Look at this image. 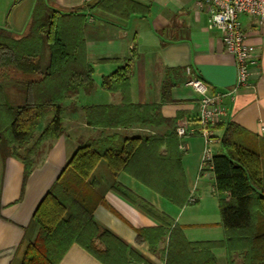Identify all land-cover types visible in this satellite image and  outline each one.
Returning a JSON list of instances; mask_svg holds the SVG:
<instances>
[{
    "label": "trees",
    "instance_id": "1",
    "mask_svg": "<svg viewBox=\"0 0 264 264\" xmlns=\"http://www.w3.org/2000/svg\"><path fill=\"white\" fill-rule=\"evenodd\" d=\"M119 3L126 7L130 4L135 12L146 10L129 0H93L87 7L114 10L111 7ZM32 15L26 33L20 37L0 28V67H12L27 76L0 83V151L22 160L26 176L33 168L32 158L38 147L64 132V100L95 86L86 53V15L61 12L45 0L37 1ZM134 54L133 51L123 66L103 79L105 89L120 91L121 103L82 108L90 126L117 130L135 124L160 126L171 121L161 111L173 87L167 79L161 102L131 101ZM14 87L24 97L22 103L14 102ZM48 115L52 118L44 126ZM214 127L224 128L223 153H213L212 163L206 168L215 174V194L224 229L222 240H189L183 225L118 180L120 172H127L176 205L189 204L191 193L176 129L166 136H129L115 131L81 142L69 158L32 214L39 229L34 240L25 246L20 264H59L73 243L102 264H131L137 260L152 264L95 217L96 208L106 204L100 180L94 175L103 160L112 178L110 189L128 201H139L144 211L159 221L154 227L139 228L136 241L148 242L150 250L156 251L159 243L167 239L162 249L165 264H218L215 247L227 250L228 264H236L234 254L240 256L242 264H264L263 139L232 121L220 120Z\"/></svg>",
    "mask_w": 264,
    "mask_h": 264
},
{
    "label": "crops",
    "instance_id": "2",
    "mask_svg": "<svg viewBox=\"0 0 264 264\" xmlns=\"http://www.w3.org/2000/svg\"><path fill=\"white\" fill-rule=\"evenodd\" d=\"M37 1L0 0V28L12 31L17 37L24 35ZM45 1L61 12L78 11L86 15V53L93 67L95 86L91 90L81 89L77 96L64 100V132L56 140H46L38 147L32 158L33 168L27 176L24 175L22 160L14 155H3L0 151V264H20L25 246L34 240L39 229L32 214L81 142L115 131L129 136L155 133L166 136L181 124L195 127L199 94L188 84L190 78H200L214 94L232 90L237 77L235 57L225 49L221 31L209 28V12L197 7L198 0H129L144 7L146 10L143 12L132 11L130 4L126 7L119 3L111 7L114 10H110L88 8L87 4L93 0ZM241 21L246 41L255 46V63L250 67L247 86L224 96L222 103L226 114L221 122H235L264 142V25H259L247 15H243ZM133 51L131 101L136 104L161 102L163 83L167 79L173 87L168 100L162 103L161 111L171 121L160 126L135 124L129 129L117 130L90 126L82 108L86 105L121 103L120 91L105 89L103 79L123 66ZM11 68L0 67V83H11L18 77L27 78ZM187 68L191 69L190 73ZM16 90L14 87L12 98L15 103H22L24 97ZM51 118L52 115L46 116L43 125ZM213 131L216 139L214 153H223L221 138L224 128L214 127ZM180 143L184 149L180 148ZM204 145V139L197 133L179 138L186 182L191 193L190 203L183 207L127 172H120L118 180L183 225L189 240L219 241L224 238V229L222 225V228L218 226L216 215L217 208L220 209L218 195L215 194V174L211 168H200ZM19 152L23 153V149ZM107 171L104 160L94 170L95 177L100 180V191L106 199V204L99 205L95 210L97 221L123 239L148 263L165 264L162 249L167 239L159 243L156 251L150 250L148 242L136 241L139 228L154 227L159 221L144 211L139 201H128L111 190L109 184L112 178ZM194 177L195 181L192 180ZM205 179L209 183L206 184ZM197 226L204 229L201 234ZM219 252H222L223 262L219 261ZM213 253L218 264H228L225 248L215 247ZM233 256L236 264H242L238 254ZM59 264L102 262L81 245L73 243ZM131 264L145 262L137 260Z\"/></svg>",
    "mask_w": 264,
    "mask_h": 264
},
{
    "label": "built area",
    "instance_id": "3",
    "mask_svg": "<svg viewBox=\"0 0 264 264\" xmlns=\"http://www.w3.org/2000/svg\"><path fill=\"white\" fill-rule=\"evenodd\" d=\"M142 1V0H135ZM199 9H207L209 12V28H218L225 49L235 57L237 77L233 89L226 92L211 94L208 85L198 77H191L188 84L199 94V113L197 114V126L189 128L187 124L177 126L178 137L184 138L188 134H199L204 138V154L201 169L209 167L213 158V145L216 142L214 126L226 114L222 103L227 94L247 86L250 79V67L255 63V46L246 41L242 27L241 17L247 15L264 25V0H198ZM190 73L191 69L187 68ZM180 148L184 145L180 143ZM191 200H194L191 197Z\"/></svg>",
    "mask_w": 264,
    "mask_h": 264
},
{
    "label": "rangeland",
    "instance_id": "4",
    "mask_svg": "<svg viewBox=\"0 0 264 264\" xmlns=\"http://www.w3.org/2000/svg\"><path fill=\"white\" fill-rule=\"evenodd\" d=\"M202 137V136H201ZM203 138V137H202ZM204 139V138H203ZM213 151H215V145H213ZM203 154H204V147H203ZM202 158H203V156H202ZM201 163H202V161H201ZM263 165H264V162H263ZM264 167V166H263ZM197 175V174H196ZM201 178H203V176H200ZM204 178H206V176L204 177ZM193 181H195L196 179H195V177L192 179ZM192 181V182H193ZM205 183L207 184V183H209V181L207 180V179H205ZM180 207V206H179ZM216 215H217V217L219 218V224H218V226L219 227H221L222 228V226H221V215H220V210H218V208H217V211H216ZM202 226H197L196 227V229H197V231H200V234H201V231L203 232L204 231V229L203 228H201ZM213 229H215V228H213ZM223 229V228H222ZM195 231V230H194ZM224 232V231H223ZM198 234H199V232H197ZM199 236H206V235H199ZM222 249V248H221ZM222 251H224V249H222ZM221 253L222 252H219L218 254H219V258H220V262H223V258L221 257Z\"/></svg>",
    "mask_w": 264,
    "mask_h": 264
}]
</instances>
